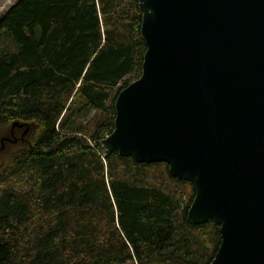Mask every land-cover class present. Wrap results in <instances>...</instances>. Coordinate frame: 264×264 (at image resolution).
<instances>
[{
	"label": "trees",
	"instance_id": "obj_1",
	"mask_svg": "<svg viewBox=\"0 0 264 264\" xmlns=\"http://www.w3.org/2000/svg\"><path fill=\"white\" fill-rule=\"evenodd\" d=\"M137 0H17L0 15V124L33 122L0 174V264H208L192 185L100 140L145 51ZM183 195V205L181 200Z\"/></svg>",
	"mask_w": 264,
	"mask_h": 264
},
{
	"label": "water",
	"instance_id": "obj_2",
	"mask_svg": "<svg viewBox=\"0 0 264 264\" xmlns=\"http://www.w3.org/2000/svg\"><path fill=\"white\" fill-rule=\"evenodd\" d=\"M137 4L141 72L115 95L103 156L192 185L187 221L218 225L208 264H264V0Z\"/></svg>",
	"mask_w": 264,
	"mask_h": 264
},
{
	"label": "rangeland",
	"instance_id": "obj_3",
	"mask_svg": "<svg viewBox=\"0 0 264 264\" xmlns=\"http://www.w3.org/2000/svg\"><path fill=\"white\" fill-rule=\"evenodd\" d=\"M17 0H0V15L3 14L11 5H13ZM19 122H25L20 121ZM29 125V130L24 134V127L19 128L17 126L11 127L12 122L7 124H0V174L3 173L5 167L7 166L10 155L16 148L20 147H28L30 145V134L34 128L33 122H26ZM13 132L16 140L13 141V136L11 134ZM6 137V138H5ZM1 142L3 146H1ZM186 196L183 195L181 205H183L184 198Z\"/></svg>",
	"mask_w": 264,
	"mask_h": 264
},
{
	"label": "flooded vegetation",
	"instance_id": "obj_4",
	"mask_svg": "<svg viewBox=\"0 0 264 264\" xmlns=\"http://www.w3.org/2000/svg\"><path fill=\"white\" fill-rule=\"evenodd\" d=\"M12 136H13V141L14 139L16 140V137L14 136L13 132H11ZM25 134V133H24ZM6 138V137H5Z\"/></svg>",
	"mask_w": 264,
	"mask_h": 264
}]
</instances>
